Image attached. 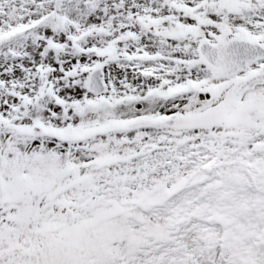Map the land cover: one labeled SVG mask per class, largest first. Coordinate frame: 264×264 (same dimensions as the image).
Segmentation results:
<instances>
[{
    "label": "snow or ice",
    "instance_id": "snow-or-ice-1",
    "mask_svg": "<svg viewBox=\"0 0 264 264\" xmlns=\"http://www.w3.org/2000/svg\"><path fill=\"white\" fill-rule=\"evenodd\" d=\"M0 264H264V0H0Z\"/></svg>",
    "mask_w": 264,
    "mask_h": 264
}]
</instances>
